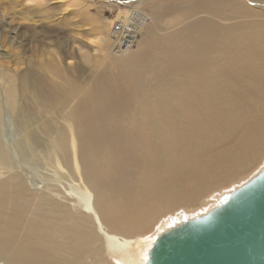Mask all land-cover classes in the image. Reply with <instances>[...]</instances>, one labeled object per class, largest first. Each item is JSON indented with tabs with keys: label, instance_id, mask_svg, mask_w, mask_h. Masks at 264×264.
<instances>
[{
	"label": "bare ground",
	"instance_id": "obj_1",
	"mask_svg": "<svg viewBox=\"0 0 264 264\" xmlns=\"http://www.w3.org/2000/svg\"><path fill=\"white\" fill-rule=\"evenodd\" d=\"M160 10L175 17L176 30L166 26L163 34L157 31L159 41L137 45L135 54H116L108 30L111 64L124 75L110 79V90L93 83L94 91L72 105L61 98L71 101L85 86L77 78L74 82L58 60L40 69L50 74V89L35 77L37 72L24 74L20 87L25 95L33 89L29 81L37 79L42 120L24 133L19 153L34 157L30 166L41 171L51 164L63 171V158L66 173L56 176L59 182L35 188L0 140V264H108L109 256L120 264L146 263L147 242L142 239L136 246L132 240L145 224L126 220L124 210L116 214L113 201L104 202L98 191L96 196L79 160L77 167H69L67 155L73 154L78 136L87 144L83 157L89 167L83 170L88 175L94 159L108 165L133 161L138 171L158 165V199L155 191L149 196L163 213L187 210L212 188L240 182L261 163L264 0H187L185 5L168 2ZM147 51L151 57L143 58ZM28 123H33L30 118L21 131ZM111 174V168L105 169L104 176ZM122 176L145 186L120 166L117 178Z\"/></svg>",
	"mask_w": 264,
	"mask_h": 264
},
{
	"label": "rangeland",
	"instance_id": "obj_2",
	"mask_svg": "<svg viewBox=\"0 0 264 264\" xmlns=\"http://www.w3.org/2000/svg\"><path fill=\"white\" fill-rule=\"evenodd\" d=\"M108 1L110 0H0V140L6 148H11V153L15 156V159H18L15 161L23 168L29 184L35 188L40 187L42 182L61 181L62 179L56 176L60 173L59 176L64 178L63 171H65L64 161L61 157L63 171L59 170L56 163L55 165L58 168L54 169L51 164V166H46L44 167L46 169L41 171L39 168L30 166L34 157L27 155L26 158H23L22 154L19 153L21 152V139L24 137V133L39 127V121L42 120L38 105L43 100L38 97V92L35 91L37 79L43 81L47 89L51 88L49 80L52 78L50 74L40 69L47 68L49 65L57 63L58 60L59 67L61 66L60 68L67 75H70L74 82L76 81L74 78H77V84L84 83L85 88L79 87L75 99L69 101L64 96L61 98V101L70 102L72 105L76 100H81L85 94L94 91L93 83L104 85L101 88L105 91L110 90L106 88H110L109 85L114 83L110 79H122L124 77L123 73L120 72V68L111 64L108 55L110 47L107 35L110 21L105 11ZM168 2L185 5L187 0H136L133 3L139 5L146 14L147 25L142 30L140 38L131 53L135 54L137 45L143 42H147V44L158 42L159 34L157 31L163 34L162 31L166 26L173 31L176 30L175 17L167 11L160 10L161 7H166ZM156 15L158 21L155 23L153 20ZM106 25L107 30L104 27ZM95 36H100L99 42L93 45L89 40ZM100 44H103L102 47H100ZM99 47L101 51L96 50ZM150 53V51L145 52L143 58L146 56L151 57ZM100 60L101 63L99 64ZM26 72H37L35 76L37 79L29 81L32 83L33 89L28 91L27 95L20 87ZM128 83L125 80L124 86ZM20 109L26 114L19 113L17 115ZM26 118H30L33 123H28V127H25L26 130L21 131L22 123ZM54 130L57 132L58 128ZM77 142V147L75 146L77 152L76 148L73 147L71 149L73 154L69 151L67 155L69 167L74 169L73 165H76L79 160L84 177H89L88 180L92 183L94 188H91L96 196L99 193L104 202L105 198L108 201H113V204L117 205L115 206L116 214L120 210V214L123 215L124 210L126 220L130 222L135 220L137 223L145 224L146 229L144 232L134 236L132 240L136 246L140 243L139 241H146L147 252L163 231L175 227L185 220L206 214L223 202L232 191L249 181L264 168L263 158L261 163L240 182L232 181L224 187L212 188L206 195L189 206L187 210L175 208L172 211L164 212V214L160 212V207L153 202L158 199L157 186L154 183L156 180L160 181L162 174L158 165L155 164L156 168L154 167L153 171H149V167L146 171H138L133 161L126 163V165L123 160L108 165L107 162L94 159L91 166L92 173L90 171L88 175L84 171V166L89 167L87 163L84 164L87 144L84 143L81 136L77 137ZM46 144L48 147L50 146V143ZM120 166L121 168L125 167L126 174L132 181L141 180L145 183V186L131 184L124 179V176H122V179H118L117 174ZM47 168L49 169L47 170ZM110 168L112 171L111 176H104L105 169ZM120 171L122 172V170ZM44 179L47 180L43 181ZM151 181L153 184L150 183ZM78 183L83 184L81 181ZM154 191L157 199L151 200L149 195L153 194ZM118 197H120V200H116ZM148 200L151 204L148 203ZM202 201L205 202L202 203ZM117 259L111 256L106 257L108 264H120V260Z\"/></svg>",
	"mask_w": 264,
	"mask_h": 264
},
{
	"label": "water",
	"instance_id": "obj_3",
	"mask_svg": "<svg viewBox=\"0 0 264 264\" xmlns=\"http://www.w3.org/2000/svg\"><path fill=\"white\" fill-rule=\"evenodd\" d=\"M145 264H264V168L214 209L161 233Z\"/></svg>",
	"mask_w": 264,
	"mask_h": 264
},
{
	"label": "built area",
	"instance_id": "obj_4",
	"mask_svg": "<svg viewBox=\"0 0 264 264\" xmlns=\"http://www.w3.org/2000/svg\"><path fill=\"white\" fill-rule=\"evenodd\" d=\"M135 2L136 0H110L105 6L110 21V38L114 43V52L118 55L135 48L140 38L141 26L147 25V18L142 13L144 11L131 6Z\"/></svg>",
	"mask_w": 264,
	"mask_h": 264
}]
</instances>
